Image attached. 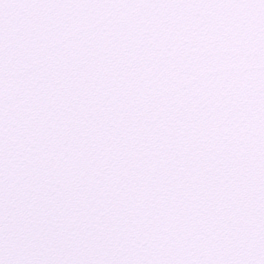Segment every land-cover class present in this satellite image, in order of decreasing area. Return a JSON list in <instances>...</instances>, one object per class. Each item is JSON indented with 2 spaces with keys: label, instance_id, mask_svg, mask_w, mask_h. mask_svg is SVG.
<instances>
[{
  "label": "snow or ice",
  "instance_id": "1",
  "mask_svg": "<svg viewBox=\"0 0 264 264\" xmlns=\"http://www.w3.org/2000/svg\"><path fill=\"white\" fill-rule=\"evenodd\" d=\"M0 264H264V0H0Z\"/></svg>",
  "mask_w": 264,
  "mask_h": 264
}]
</instances>
